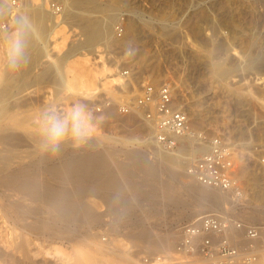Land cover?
Listing matches in <instances>:
<instances>
[{
  "label": "rangeland",
  "instance_id": "obj_1",
  "mask_svg": "<svg viewBox=\"0 0 264 264\" xmlns=\"http://www.w3.org/2000/svg\"><path fill=\"white\" fill-rule=\"evenodd\" d=\"M2 1L3 0H1V2ZM22 1L23 3L27 2V0H21V2ZM98 1L105 2L106 0ZM53 2L64 5L63 0H53ZM1 5L0 86L4 84L9 86V95H15H13L15 98L12 96L11 98H19L18 101H20L21 104L25 103V105H28L26 107L22 105L25 114L31 111L32 113L34 112L41 115L46 109L45 106L49 103V100H55L57 104L55 106L56 108L66 110L69 105L74 102L72 100L68 101L69 104L68 107H66L65 100L59 101L61 97L59 96L60 94L57 93L59 90V81L48 76L43 77V79H40L38 82L32 81L34 79L33 75L42 72L48 65L49 58L47 56L36 58L30 65L31 68L29 67V73L33 79H31L30 76L25 79L22 78L20 75L21 68H18V70L9 69V53L12 48L20 42L19 37L22 28L20 27L21 25H17L19 22L17 20L16 11L13 10L12 12V10L9 9V5L5 2L1 3ZM118 10L119 19L116 23L118 24L123 21L126 29L130 22V18L136 16L140 22L141 34L136 38H132L134 37L132 36L133 34H131V32L128 33L127 30L128 36L125 37L126 42L124 41V34L123 37H121L123 41L111 39L112 41L110 40L108 44L104 41L99 43L100 50L102 51L106 63L121 71L128 70L130 72L132 75L130 77L131 81L126 77L130 82L127 86L128 89H126L132 96L139 91L144 82H153L157 85L172 80L178 82V84H175V82L171 83L175 88L178 101L181 104H185L186 108H190V110L194 109V114L197 112L196 110H198V114L196 113L198 118L195 119L196 122L194 123L195 125L196 123L198 124L194 126L195 129L205 130L210 135L216 133L223 134L235 147L238 159H242L245 165V168L239 173L243 181L244 190H246L248 197L253 196L256 190L260 188L257 186L259 180L261 183L259 181L258 185L261 184L262 188L264 187V177L256 178L254 174V171H258L256 167L257 155L254 152V148L259 145H264V106L261 107L260 105L261 100L264 101V82L260 83L263 80H261V78L258 79V77H264V62L257 63L252 69H241L238 67V64L242 59L237 54L233 55L235 50L232 51V48L241 50L244 48L246 42L249 41L251 43L250 47L252 54L254 53L255 55L261 50L264 51V0H119ZM100 15V13H92V16ZM151 17L158 20V23H156L158 25H155L153 30L149 26L143 24L144 21ZM161 18L171 23L172 26L170 30L167 31L164 24L160 23V20H163ZM73 23L74 22L70 21L69 24L79 30V27H81L79 26L80 23L76 22V25H73ZM198 25L202 27L200 33L197 32L198 30L196 31V29H194L195 26ZM174 27H177L176 30H174ZM15 31L16 34L14 33ZM114 34L115 37L118 38L115 29ZM78 38L79 35L75 36L74 41L77 42ZM220 40L222 41L220 42ZM229 45L232 46L230 47ZM228 46L229 48L227 49ZM230 48L231 50H229ZM84 50L89 52L90 56L95 55V47L85 48ZM23 58L24 60L22 59L20 61V67L21 64L29 60V56H23ZM36 60L40 62L38 61L37 64ZM212 63L215 65L219 63V65L228 66V68L231 67V69L235 68L231 70V73L224 75L223 78L220 79L216 76L217 74L211 65ZM26 81L29 83L28 85H26ZM20 87H25L27 89L25 90L23 88V90ZM249 90L257 97L256 101H253L250 96L246 94ZM18 91H20V93ZM119 93L123 94L124 91L121 90ZM102 98L103 97L97 98L94 103L86 101L80 103L87 107L88 111L93 115L94 121L97 123V129L94 135L103 136L107 140L118 139L127 142L129 146L138 147V140H144L145 132L135 130V127L138 126L137 123H133L132 120L127 121L130 115H122L117 111L114 115L106 111L97 112L96 108L100 104ZM121 98L124 99V97ZM121 98L117 101H120ZM191 116L193 115L191 114L190 117ZM94 135L92 138H94ZM20 139L7 140L6 142H8V144H3L8 145V148L5 146L2 148V158L5 156L7 159L6 155H10L9 157L11 158L9 159L12 160L11 162V160L9 161L7 159L11 163H8V161L6 162V159L4 162V158L0 160V164H2L0 167H4L2 170H6V168L10 166L8 171H4L6 173H13L16 169L29 164L28 162L31 164L36 161L37 158L41 159L43 156L38 147V141H40L39 135L35 138L36 140L34 142L33 140H31V142L29 138ZM25 139H27L26 142ZM14 141L15 144L19 142L16 145H11ZM68 142L71 144L70 141ZM68 142L67 144H69ZM69 145L64 143V146H61L62 148L68 147L67 151L65 150V152H62L61 157L65 156V158H67L74 155V153L77 154L78 151H72V149L76 148L75 150H77L81 147H75L73 144ZM152 145L150 144L149 146L151 148L148 147L147 149V157L154 160L158 154L155 146ZM190 145L191 143L184 141V147H181L180 151L177 152L178 154L176 153L179 157L178 163L184 166L185 171L186 163L189 162L186 159L188 155L185 154V149H189L188 146ZM118 148L121 149V152L119 149V154L117 153L116 155L119 163H128L129 158L126 156V150L122 149V146H118ZM201 153L203 152L198 151L195 156L197 157ZM43 154H46L42 157L44 162H47L49 158H55L52 154L48 153L49 157L47 153ZM125 156L128 159L125 158ZM162 170V174L160 173L158 175H147L143 172L134 173L131 180L134 178L133 181L136 184L132 182L136 187H138L139 184L145 192V196L138 199L140 201H137L134 207H128L115 213L109 211L106 204L100 202V206L98 205V212H100L99 214L98 212L95 214L96 216H100L97 217L99 219L95 218L97 221L94 219V217H96L94 215L91 220L89 219L84 223L78 222V224L77 222H71L65 231L62 230L63 220L56 210H52L50 204L31 200L28 195H26L25 200L21 199L19 196L8 197V189L15 188V183L14 185H7L5 188L2 187L4 190L7 189L5 190L7 192L0 188V196L3 197V199L0 197V199L3 200H0V264H73L74 250L81 246V248H84V244H87L84 239L86 235L92 237L93 241H102L104 245H107V240L109 241L111 238H115L120 240V243L128 246L133 245L135 242V234L145 229L147 231L152 230L153 233L155 232L157 234L171 232L172 234L179 235L180 227L184 223L192 221L209 212H204L196 217L184 216V213L182 214L181 212L185 211V209L194 208V203L197 202L196 200L198 197L194 194L192 195V193L186 189V187L191 184L188 183L185 187V183L189 182L187 177L182 176V179L175 180L165 167H162ZM138 174L140 175L138 176ZM258 174L262 173L258 172ZM148 176H151V178ZM143 184L146 185H144L145 188H143ZM173 196L178 199L174 201L172 198ZM227 206L230 209L228 211L229 215L240 220L239 216L241 213H235L237 210H232V208H230L232 207V203L227 204ZM256 218H259V221ZM256 218L252 220L253 224L260 225V222L264 224V220L261 221L259 216ZM94 221L96 223H92ZM37 225L40 228L36 227L37 229H35ZM53 229L56 230L57 234ZM88 229L90 231L86 233L85 230ZM179 238L180 235L174 239L173 247L169 250L170 253L174 251ZM135 249L138 250L136 256L137 259H139L138 264L141 256L145 253H163L151 251L150 249Z\"/></svg>",
  "mask_w": 264,
  "mask_h": 264
},
{
  "label": "bare ground",
  "instance_id": "obj_2",
  "mask_svg": "<svg viewBox=\"0 0 264 264\" xmlns=\"http://www.w3.org/2000/svg\"><path fill=\"white\" fill-rule=\"evenodd\" d=\"M63 1H64V5H62V11L60 13H55L54 9L52 8L53 0H27V2L24 3L23 1L21 2L20 0L19 7H15V8H13L10 5L9 0H3L2 2L0 0V8L2 6L1 3L5 2L6 4L9 5V9H11L12 12L13 10L16 11L17 20L19 22L17 23V25L19 26L21 25L20 27L22 28V32L20 33V37H19L20 38L19 43L20 46L23 48V56H29V60L26 63L21 64V67H19L21 68L20 69L21 77L25 79L31 75L29 73V69L31 68L30 65L34 62L36 58L38 57L42 58L43 56H47L49 58V63L46 66V68H44V70H42V72H39L37 75L34 74L35 75V76L33 75L34 79L31 76L30 78L33 79L32 81L38 82L40 79H43V77L48 76L56 81H59L60 83L59 90L57 92L60 94L59 96H61L59 101L65 100L66 101L65 104L67 105L66 107H68L69 104L68 101L71 100L74 103L80 104L82 101L94 103L96 102L97 98L100 97H103V99L109 98L113 101H117L121 97L132 96L131 94L128 93L129 91L127 90L128 89L127 86L128 84H130V82L123 74V71L119 70L118 68H114L106 63L99 46V43H101L102 41L108 44L110 43L111 39L113 40L123 39V38L122 39L116 38L114 34V29L117 25L116 21L119 19L118 17L119 0H106L108 2L106 1L100 2L98 0H63ZM92 13H100L101 15L92 16ZM161 19L163 20L159 19L160 23L164 24V27L167 28L166 29L167 31L170 30L171 29L170 27L172 26L171 23H168L167 20H165L164 18ZM70 21L74 22L73 25L76 22H79L80 24L79 23L78 24L79 26H81L79 27L80 29L77 30L76 27L69 24ZM156 23H158V20L155 19L154 17H151L150 19L144 21L143 24L145 26H149L153 30L155 28V25H158ZM127 27L126 29L124 27V34H125L124 41L126 40L125 37L128 36L127 34L129 32L133 34L132 36L134 37L132 38H136L141 34L140 22L136 16H132V18H130V22L128 23ZM156 27H160V26H156ZM176 28L174 30H176ZM194 29H196V31L198 30L197 32L199 33L202 31V27L199 25L195 26ZM14 33L16 34V31ZM77 35H79V38L78 41L76 39L77 42H75L74 37ZM222 40H220V42ZM250 44L251 43L249 41L246 42L244 48H242L241 50L232 48V51L235 50L234 51L235 53H233V55L237 54L242 59L239 62L238 67L244 70L252 69L253 66L257 65V63L264 62V51L262 50L258 51V53L254 55V53L252 54ZM190 45L192 46L191 43ZM229 46L231 47L232 45ZM229 46L227 47V49L229 48ZM89 47H95L94 50L95 55L90 56L89 52L84 50L85 48H89ZM229 50H231V48ZM24 58L22 57L23 60ZM36 61L38 64L39 60ZM232 64L234 65L233 62ZM211 65L213 66V69L217 74L216 76L219 77L220 79H222L224 75L231 73V70L232 69L234 70L235 68L234 67L231 69V67L228 68V66L226 67L221 66L219 65V63L218 65H215L214 63H212ZM259 78L263 80L260 83H263L264 77L261 76L258 77V79ZM172 82L178 84V82H176L175 80L168 81L165 83L171 84ZM151 83L157 85L156 83L153 82ZM28 84L29 83L27 82L26 85ZM8 87L9 86L5 84L0 86V160L4 158L3 159L4 162L6 158L5 156L2 158V151H3L2 148L4 146L7 147L8 145H3V144L4 143L8 144V142H6L7 140L9 141L12 139L16 140L18 138L19 139L29 138L30 141L33 140L34 142L36 140L35 138L39 135L38 129H39V120L41 116L38 113H34V112L32 113L31 111L30 113L28 112L29 114L28 113L25 114V110H23L24 108L22 106L25 105V103L21 104V102L18 101L19 98L13 99L15 98L14 97L15 95L14 94L9 95L10 87L9 88ZM25 87L23 88L26 90L27 88ZM121 90L124 91L123 94L119 93ZM11 92L15 93L14 91ZM18 92L20 93V91ZM246 94L249 95L253 101H256L257 97L253 94L251 90L247 91ZM11 96L13 98H11ZM56 105L57 104L55 100L54 101L49 100V103L45 107L46 108H48L49 106L55 107ZM182 105L184 106L185 110L189 113V115L191 114L193 115L190 117L192 120L190 123L192 128L195 129L194 126L198 124V123H196V125L194 124L196 122L195 119L198 118L196 115L198 110L195 109L197 112L195 111L196 113L194 114L193 111L194 109L190 110V108L189 109L186 108L185 104L182 103ZM260 105L261 107L264 106L263 100H261ZM26 106L28 105H25L24 107ZM116 111L117 110L115 107L107 108L106 110V112L111 113L112 115H114ZM129 115L130 118H128L127 121L132 120L133 123L135 124L137 123L138 125L135 127V130H140L145 132L144 140L143 141L138 140V145H139L138 147L129 146L127 142H123L118 139L107 140L103 136L94 135V138H91L87 144L82 145L77 150H75L76 148L72 149V151H78V153L76 152L77 154L74 153V155L65 158V156L61 157V154L62 152H65V150L67 151L68 147L62 148L64 146L63 144L62 147L60 148V151L57 154L54 155L52 154L53 156H55V158H53L51 155L52 159L49 158L50 160L48 159L47 162H44V159L42 160V157L46 155V154L44 155L42 152L43 156L41 157V159L37 158V160L32 162L31 164L30 162H28L29 164L16 169L15 172L13 173L4 172L6 170L8 171V168L10 166L9 167L6 166L8 167L6 168V170H2L4 167H0V188L2 187L5 188L7 185L10 184L14 185L15 183L16 189L15 188L10 189L8 187L9 192L5 191L7 189L4 190L2 188L5 192H7L8 197L19 196L21 199L25 200L26 195H28L30 196L31 200H36L42 203L50 204L52 210H56L59 213L61 219L63 220L64 223L62 224L63 227L62 230L65 231L67 230V227L71 222L84 223L89 219L91 220V218L98 212V208H99L98 205L100 206V202L106 204L108 210L115 213H118L119 211L128 207H134L137 204V201H140L138 199L145 196L144 189L142 190V187H140L139 184L138 187H136L135 185L136 183L133 181L134 178H132L133 180H131V177L134 176V173L137 174V172L139 173L143 172L146 173L147 175L148 174L158 175L160 173L162 174L163 172L162 167H165V169L171 173L172 178L175 180H179L180 178L182 179V176L187 177L189 179V182L185 183L183 180V182L185 183V187L188 185V183L191 184L190 186L188 185L187 187L189 188L186 187V189H188L190 193H192V195L194 194L198 197V199L196 200L197 202L194 203V208L185 209V211L181 212L182 214L184 213L183 214L184 216L196 217L198 215L203 214L204 212H217L223 215H229L228 211L230 209L228 207L229 205L227 206V204L232 203V207L230 208H232V210H237L235 211V213H241L239 217L240 220H242L243 222L256 225L252 223L253 222L252 220H254L257 216L260 217L261 221L264 220V187L262 188L261 184L258 185L260 180L259 181L257 180L258 181L257 186L258 188L259 187L260 188L256 190V193H254L253 196L250 197L247 196L246 190H244V193L241 197H236L233 193L230 192H224L221 190L204 187L199 183H197L194 180V178L190 176L187 173V171H185L184 166L182 164L178 163L179 157L177 155L178 154L177 152H179L181 147L183 146H179L173 152H167L160 149L153 142L152 125L144 119L142 112L136 111ZM184 139L186 138L181 139V141H183ZM26 140L27 139H25V142ZM18 142H16V144ZM12 144H15V141L11 143V145ZM65 144L69 145L70 143L67 144V142H65ZM150 144L151 145L153 144L152 146H155L156 152L158 154V156H156L154 160H152V158L149 159L147 157L148 156L147 149L148 147L151 148L149 146ZM118 146L120 147L122 146V149L126 150L127 153L126 156H128L129 158L128 163H119L116 157L117 153L119 154L118 151L120 149L118 148ZM207 150H208L207 143H202L198 146H193V144H191L189 149H185L186 151L185 154L188 155V158L186 159L190 162L196 158L195 155L198 151H202L204 153ZM9 156L6 155L7 159L10 161L11 159L9 158L11 157ZM126 156L125 158H127ZM7 159L6 162L8 161ZM9 161L8 163L12 162V160L11 162ZM188 163H186V166ZM257 169H258L257 172L253 170L255 172L254 174L256 175L255 177L256 178L264 177V170L261 168L260 169L257 168ZM258 172L262 174H258ZM139 175L140 174H138V176ZM148 177L151 178V176ZM138 180L141 181L140 179ZM141 183L143 182L141 181ZM144 185L145 184H143V188H145ZM175 196L172 197L174 201L178 199ZM98 216L94 217V219L95 218L99 219L97 218ZM92 223H96V222L94 221ZM259 224L261 225L262 222H260ZM36 227L40 228L38 227V225L35 226V229H37ZM89 229L85 230L86 233L90 231ZM233 234L240 235L241 232L234 231ZM179 235L172 234L171 232H166V234H157L155 232L153 233L152 230L147 231L145 229L135 234L134 236L135 242L131 246L124 245L123 243L119 242L120 240L115 238H111L109 241L107 240L106 241L107 245L106 244L104 245L102 241L100 242L93 241L92 237L86 235L84 236V239L87 244H84V248H81L82 247L81 246L74 250L73 264H138L139 259H137L136 257L138 254V250L135 248H140L145 250L150 249L151 251L170 253L169 250L173 247L174 239L177 236L179 237ZM242 241H243L242 243H244L245 239L242 238ZM263 243H264V230L262 231L261 238L256 241L257 251L260 254V258L256 262V264H264Z\"/></svg>",
  "mask_w": 264,
  "mask_h": 264
},
{
  "label": "built area",
  "instance_id": "obj_3",
  "mask_svg": "<svg viewBox=\"0 0 264 264\" xmlns=\"http://www.w3.org/2000/svg\"><path fill=\"white\" fill-rule=\"evenodd\" d=\"M9 2L13 8L19 7L20 0ZM52 8L55 13L62 11V5L58 3L53 2ZM115 32L118 38L123 37V21L116 25ZM123 74L131 81L128 70ZM111 107L122 115L141 111L144 119L152 125L153 142L164 151L173 152L183 146L184 141L193 146L207 143L208 150L187 164V173L204 187L230 192L236 197L243 195L244 186L239 173L245 165L242 159H238L235 147L223 134L210 135L205 130L193 129L190 115L179 103L170 83L154 85L144 82L135 95L120 101L102 98L96 111L104 112ZM183 138L186 139L181 141ZM254 152L256 167L264 170V145L256 146ZM263 230L264 224L252 225L230 215L205 213L180 227V238L172 253H145L139 264H256L260 258L256 241L261 238ZM234 231L241 234H233Z\"/></svg>",
  "mask_w": 264,
  "mask_h": 264
},
{
  "label": "clouds",
  "instance_id": "obj_4",
  "mask_svg": "<svg viewBox=\"0 0 264 264\" xmlns=\"http://www.w3.org/2000/svg\"><path fill=\"white\" fill-rule=\"evenodd\" d=\"M22 57L23 48L17 43L9 53V69L18 70ZM96 129L93 115L83 104L73 103L66 110L49 106L39 120V150L54 155L68 141L80 147L88 143Z\"/></svg>",
  "mask_w": 264,
  "mask_h": 264
}]
</instances>
